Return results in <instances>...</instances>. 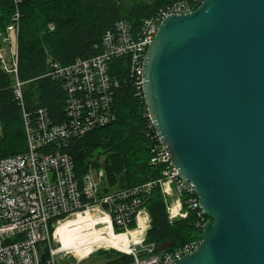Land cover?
<instances>
[{
	"label": "water",
	"instance_id": "95a60500",
	"mask_svg": "<svg viewBox=\"0 0 264 264\" xmlns=\"http://www.w3.org/2000/svg\"><path fill=\"white\" fill-rule=\"evenodd\" d=\"M143 76L155 130L208 217L173 264H264V0L167 16Z\"/></svg>",
	"mask_w": 264,
	"mask_h": 264
},
{
	"label": "built area",
	"instance_id": "2783aa9c",
	"mask_svg": "<svg viewBox=\"0 0 264 264\" xmlns=\"http://www.w3.org/2000/svg\"><path fill=\"white\" fill-rule=\"evenodd\" d=\"M14 1L16 11L5 32L0 33V70L13 78L11 88L23 109L27 148L0 159V264H70L72 254L62 249L56 238L61 222L96 204L97 210L109 218L113 233L115 227L126 233L130 224L138 222L145 212L144 204L158 184L167 201L170 221L186 219L194 212L197 226L202 228L208 217L201 209L193 185L179 175L149 112V127L155 130L149 132L150 163L162 170L157 181L118 188L100 196L99 189L106 179L104 170L94 173L90 169L80 179L66 148L71 139L116 119L115 93L122 84H131L144 95L146 53L161 22L171 14L196 9L203 0L176 1L143 19L139 25L129 19H119L103 34L98 54L79 57L68 65L61 64L46 51L47 74L61 82L66 94V121L59 124L51 119L46 108H38L32 114L25 107L26 82L19 78L22 15L18 3L21 0ZM48 29L53 31L55 26L49 24ZM120 64L127 67L121 76L115 70V65ZM144 240L126 252L132 260L125 264H173L200 243L196 241L168 251L158 250Z\"/></svg>",
	"mask_w": 264,
	"mask_h": 264
},
{
	"label": "trees",
	"instance_id": "16d2710c",
	"mask_svg": "<svg viewBox=\"0 0 264 264\" xmlns=\"http://www.w3.org/2000/svg\"><path fill=\"white\" fill-rule=\"evenodd\" d=\"M179 0H21L19 78L25 81V107L34 114L46 108L55 123L66 121V94L58 79L48 75L46 51L61 64L68 65L77 58L96 55L106 30L125 18L134 25L152 17L159 10ZM17 5L14 0H0V33L5 32ZM55 30L50 31L48 25ZM118 74L127 72L126 64L115 65ZM13 78L0 70V159L21 153L27 148L24 115L15 100L11 84ZM116 119L106 126L70 140L66 150L72 155L75 171L80 179L88 171L93 155L103 156L96 165L105 168L108 183L118 188H131L162 176L159 166L150 163L151 138L145 97L135 86L122 84L115 93ZM109 191L107 187L103 194ZM152 217L145 242L158 250H176L201 240L202 228L197 226L194 212L186 219L171 222L167 201L160 185L144 204ZM136 221L130 224L134 228ZM119 230L118 228H116ZM108 256V255H107ZM106 256V257H107ZM104 264H125L132 257L115 253Z\"/></svg>",
	"mask_w": 264,
	"mask_h": 264
},
{
	"label": "rangeland",
	"instance_id": "374dc122",
	"mask_svg": "<svg viewBox=\"0 0 264 264\" xmlns=\"http://www.w3.org/2000/svg\"><path fill=\"white\" fill-rule=\"evenodd\" d=\"M127 4L129 6H131L132 4V0H126ZM1 125H0V137H1ZM103 156L102 157H98V155H93V157L91 158V163L89 164V168L88 170L90 169H93L94 173H97L98 170L100 169H103L104 172H105V182L104 184L102 183L100 189H99V194L101 196V194H103V190L105 187H107L109 189V191H113L115 189H118V186H111L109 185L108 183V178H107V173H106V170L105 168L102 166H100L99 164L96 165V163H94L95 161H99V163L103 162ZM98 207L95 205H93L92 207L90 206V208H87V209H84L83 211H79L73 215H70L67 219H65L63 222H61V224L58 226V229L56 231V238L57 240L61 243V244H65L66 242H70L72 241L69 237V233L68 231L70 230H66V224L69 220L71 219H78V218H85V217H89V212L87 211H91V214H93V218L96 219V224H94V226L96 227V229H99V230H103L105 227H108L110 228V230L112 231V228L109 227V224L107 223H104L103 221L100 222V220H102L101 218L103 217L102 213L99 212V210H97ZM147 212L146 215H142V218L145 219V223H146V229L144 230V237L142 238H146V235H147V232L148 230L151 228L152 226V217H151V214L150 212L148 211V208H144ZM169 215V214H168ZM99 220V222L97 223V221ZM79 223L83 224L82 226H89L90 224L88 223L87 220H80L78 221ZM138 222H136V225L134 228H129V231L127 233H125L123 230H117L116 227L114 229V234L115 235H124V234H129L130 231H134L136 229H139L140 225L138 224ZM113 232V231H112ZM103 235H107V232H103ZM74 236V235H72ZM144 243L145 240H144ZM97 246H95L94 248L92 249H87V250H84V251H80V252H75V253H72V256H71V260L69 261L70 264H86V263H89V264H104V262L106 261V259H108L106 256L109 255L110 253L114 252V253H124V254H127L126 252V249H118V248H112L113 246L111 247H108L106 245H102V244H96ZM132 248V247H131ZM95 249V250H94ZM93 251L92 254L89 255V253H91ZM121 251H125V252H121ZM131 251V250H130ZM75 254V255H73ZM89 255V256H87ZM129 255V254H128ZM87 256V257H86ZM85 257V258H84ZM66 264V263H65Z\"/></svg>",
	"mask_w": 264,
	"mask_h": 264
},
{
	"label": "bare ground",
	"instance_id": "6f19581e",
	"mask_svg": "<svg viewBox=\"0 0 264 264\" xmlns=\"http://www.w3.org/2000/svg\"><path fill=\"white\" fill-rule=\"evenodd\" d=\"M87 212H89V217L78 218L74 220L71 219L66 224V230L68 231L70 229L68 233L72 241H68L65 244L61 245L62 249L67 250L71 254L87 249H92L97 246L96 244H102L108 247L113 246L118 249H126V251H130L131 247L134 244L140 243L145 232L144 230L147 227L145 219L140 218L139 229L130 231L128 235H115L108 227H105L103 230L96 229V227L94 226V224H96V219L92 217L93 214H91V211ZM82 219L87 220L90 225L82 226L83 224L78 222ZM101 219L102 220H100V222L103 221L104 223H106L107 221L109 227H111L110 220L108 217L103 216ZM98 222L99 220L97 221V223ZM103 232H107V235H103Z\"/></svg>",
	"mask_w": 264,
	"mask_h": 264
},
{
	"label": "crops",
	"instance_id": "0c3cea01",
	"mask_svg": "<svg viewBox=\"0 0 264 264\" xmlns=\"http://www.w3.org/2000/svg\"><path fill=\"white\" fill-rule=\"evenodd\" d=\"M144 211H145V212H144L143 214H145V215H146V214H147V212H146V210H144ZM140 218H142V216H141ZM140 218H139V219H140ZM139 225H140V223H139ZM86 264H89V263H86Z\"/></svg>",
	"mask_w": 264,
	"mask_h": 264
},
{
	"label": "flooded vegetation",
	"instance_id": "af4514ba",
	"mask_svg": "<svg viewBox=\"0 0 264 264\" xmlns=\"http://www.w3.org/2000/svg\"><path fill=\"white\" fill-rule=\"evenodd\" d=\"M112 253H114V252H112ZM111 254V253H110Z\"/></svg>",
	"mask_w": 264,
	"mask_h": 264
}]
</instances>
